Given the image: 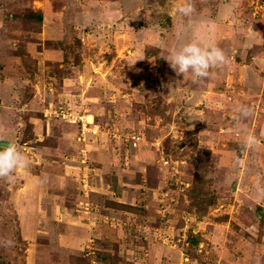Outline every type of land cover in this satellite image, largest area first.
<instances>
[{
  "label": "rangeland",
  "instance_id": "rangeland-1",
  "mask_svg": "<svg viewBox=\"0 0 264 264\" xmlns=\"http://www.w3.org/2000/svg\"><path fill=\"white\" fill-rule=\"evenodd\" d=\"M185 2L0 0V264H264V0ZM187 41L225 61L177 75Z\"/></svg>",
  "mask_w": 264,
  "mask_h": 264
},
{
  "label": "clouds",
  "instance_id": "clouds-1",
  "mask_svg": "<svg viewBox=\"0 0 264 264\" xmlns=\"http://www.w3.org/2000/svg\"><path fill=\"white\" fill-rule=\"evenodd\" d=\"M177 11L184 16H189L193 13L194 7L190 0H186L178 7ZM164 59L177 75L182 77L190 75L193 80H196L207 77L211 67L223 63L225 53L212 44L187 41L169 50ZM239 111L243 116L249 114L245 108H240ZM253 142V137L245 138L246 144ZM25 165L26 159L14 143H0V177L10 179L15 169Z\"/></svg>",
  "mask_w": 264,
  "mask_h": 264
},
{
  "label": "crops",
  "instance_id": "crops-1",
  "mask_svg": "<svg viewBox=\"0 0 264 264\" xmlns=\"http://www.w3.org/2000/svg\"><path fill=\"white\" fill-rule=\"evenodd\" d=\"M90 116V115H89ZM86 120L88 121L87 123H89V122H91V121H89L87 118H86ZM87 123H84L83 122V124H84V128H83V124H82V131H81V134L80 135H83V137H84V134H85V132H86V130L88 129V127H87ZM91 124V123H90ZM89 128H91L90 130H92V131H90V132H92V133H94V134H97V131H96V129H93L92 127H89ZM84 139H85V137H84ZM47 152H50V150H47ZM94 160H97V161H99V162H101V161H103V162H107V161H109L110 160V157H109V155L108 154H103V153H100L99 155H96V158L94 159ZM83 161L85 162V159H83ZM141 166H142V164H141ZM82 169H85V171L87 170V171H89L90 170V166L89 165H84L83 166V168ZM82 175L83 176H85V178H87L88 177V174L87 173H82ZM140 183L141 182H131V180H126V181H124L123 183H122V190H123V194H121L122 193V191H121V195H117V193L115 192V191H110L112 194H116V196H117V199H120V201L122 202V203H129V204H134L135 205V203H132V201H131V199H130V201L129 202H124V201H126V199H121V198H128L129 199V197H130V194L132 193V189H134V188H132V187H138V185H140ZM107 192H109L108 190H107ZM89 194V191H88V193L86 194V195H88ZM105 194H107L106 193V191H104L103 192V196L105 195ZM126 194V195H125ZM108 197V196H107ZM55 198V197H54ZM109 198V197H108ZM54 200V199H53ZM124 200V201H123ZM57 202H60L59 200H56V202L55 203H57ZM52 205H54V203H52ZM57 206V205H56ZM56 206H55V208H56ZM62 209H63V211H64V207H62ZM50 210H51V207H50ZM93 224H94V226H96V228L98 229L99 227H101L103 224H105L102 220H100V221H98V220H96V221H94L93 222ZM92 225V224H91ZM87 226H89L90 227V224H87ZM91 228V227H90ZM69 231H70V234L72 233V230L70 229V230H67V233H69ZM65 235V234H64ZM60 242L61 241H59L58 243H56V250H58V248L60 249V251L61 252H67V251H69V250H67L68 249V247H66V248H64V246L65 245H62V244H60ZM63 242V241H62ZM64 243V242H63ZM64 249H66V251H64ZM93 264V263H92Z\"/></svg>",
  "mask_w": 264,
  "mask_h": 264
},
{
  "label": "water",
  "instance_id": "water-1",
  "mask_svg": "<svg viewBox=\"0 0 264 264\" xmlns=\"http://www.w3.org/2000/svg\"><path fill=\"white\" fill-rule=\"evenodd\" d=\"M8 141H1L0 143H7Z\"/></svg>",
  "mask_w": 264,
  "mask_h": 264
},
{
  "label": "built area",
  "instance_id": "built-area-1",
  "mask_svg": "<svg viewBox=\"0 0 264 264\" xmlns=\"http://www.w3.org/2000/svg\"><path fill=\"white\" fill-rule=\"evenodd\" d=\"M134 142H136V141H134Z\"/></svg>",
  "mask_w": 264,
  "mask_h": 264
}]
</instances>
